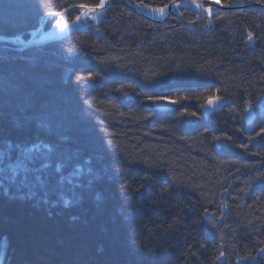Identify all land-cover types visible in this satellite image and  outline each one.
<instances>
[{
    "label": "trees",
    "instance_id": "trees-1",
    "mask_svg": "<svg viewBox=\"0 0 264 264\" xmlns=\"http://www.w3.org/2000/svg\"><path fill=\"white\" fill-rule=\"evenodd\" d=\"M100 3L0 0V36L28 41ZM208 23L186 6L158 23L109 0L99 21L62 39L0 41V137L35 139L34 121L15 123L46 103L52 132L39 136L98 174L91 187L83 177L79 198L66 193L67 205L39 187L32 198L0 190V264H264V117L243 120L264 97V14L219 11ZM214 97L227 104L205 121ZM158 101L172 109L155 110Z\"/></svg>",
    "mask_w": 264,
    "mask_h": 264
},
{
    "label": "snow or ice",
    "instance_id": "snow-or-ice-1",
    "mask_svg": "<svg viewBox=\"0 0 264 264\" xmlns=\"http://www.w3.org/2000/svg\"><path fill=\"white\" fill-rule=\"evenodd\" d=\"M104 6V0H101V3L96 7L102 9ZM197 6L202 7L200 4ZM39 7L42 9L44 5L40 4ZM157 11L163 13V9H157ZM84 14L82 13V15ZM43 15L55 18L56 15L61 14L44 12ZM76 19L79 20L80 16H77ZM63 24L62 19L56 20L57 27ZM249 38H251V33H249ZM84 79H93V74L88 73ZM219 99L220 97L209 98L208 104H212L214 100ZM32 106L30 103L29 107ZM46 108L47 104L45 103L41 106L40 111L25 115L23 121L18 119L15 123L17 128H21L30 126L34 121L38 130L35 139L26 138L23 141L14 142L11 139L0 137V190L8 194L11 187H15L17 194L32 198L36 195L35 189L39 187L40 191L44 193L43 200L47 201L50 193H56L64 199V203L67 205L70 200L65 194H70L73 198H79L81 193L78 189L85 186L83 177L85 175L89 177L87 186L91 187L94 180L98 178V174H94L90 158L80 160L77 153L69 154L66 149L61 150L58 144L39 136V132L45 134H51L52 132L49 117L43 111ZM190 115L194 116L196 113ZM261 132H264V129H261ZM214 139L219 140L221 137H215ZM224 139L230 140L231 137H224ZM53 178L55 179L54 183ZM224 256L225 253L221 251L216 259L220 260Z\"/></svg>",
    "mask_w": 264,
    "mask_h": 264
},
{
    "label": "water",
    "instance_id": "water-1",
    "mask_svg": "<svg viewBox=\"0 0 264 264\" xmlns=\"http://www.w3.org/2000/svg\"><path fill=\"white\" fill-rule=\"evenodd\" d=\"M193 3H201V4H207V5H213L214 6V9L213 11L211 12V14L217 12V11H230V10H236V9H247V10H261V11H264V6H258V5H250V4H246V5H243V4H230L228 6H221L219 4H217L216 2H214L213 0L212 1H209V0H189ZM128 2L135 7V3L133 2V0H128ZM104 4L105 6L100 9V8H96V9H99L101 11V13L97 16V17H92V16H88V17H82L80 15V19L77 20L75 19L74 21H72L71 23H68L66 26H64L62 29L60 30H54L52 32H48V33H45L44 35L40 36L38 39H36L35 41H31V42H27V41H17V40H13L9 37H6V36H0V41L2 42H6V43H9V44H13V45H16V46H20V47H30V46H36L38 44H42V43H45V42H49L51 40H59V39H62L66 36H68L70 33H72L74 30H82L84 27L82 26H79L78 23H80L81 20H86V19H89V20H96V19H101L102 15L104 14V12L106 11L108 5H109V0H105L104 1ZM95 9V10H96ZM137 12L151 20V21H154V22H158V23H163L165 22V20L167 19V17L169 16V14L171 13V4L167 7V10H166V14L163 18L161 19H157V18H154L152 16H150L148 14V12H146L145 10L143 9H136ZM90 9L88 8H85L83 10L82 13H85V12H89ZM226 101H220V100H214V102L212 104H208V101L206 102V107L207 109H211L213 111L219 109V108H223L225 105H226ZM155 106V109L159 110V111H166V110H169L171 109V106L165 104V103H156L154 104ZM252 120V116L251 117H247L246 118V122L247 124L250 123V121ZM249 122V123H248Z\"/></svg>",
    "mask_w": 264,
    "mask_h": 264
},
{
    "label": "bare ground",
    "instance_id": "bare-ground-1",
    "mask_svg": "<svg viewBox=\"0 0 264 264\" xmlns=\"http://www.w3.org/2000/svg\"><path fill=\"white\" fill-rule=\"evenodd\" d=\"M126 1H128V0H126ZM184 1H189V0H174V1H172L171 3H169L168 5H167V7L171 4V10H174L176 7H178V6H182L181 4H182V2H184ZM210 1V0H209ZM214 1H216V3L217 4H219V5H221V6H228V5H230V4H222L219 0H214ZM134 2V1H133ZM198 4H200V3H198ZM135 5V7L133 6V9L137 12V10L136 9H143V10H145L146 12H148V14L150 15V16H152L153 14L151 13V12H149V10H157V9H152V8H146V7H141V6H139L138 4H134ZM250 5H258V6H264V4H261V3H250ZM167 7H165V8H162L163 9V11H165V10H167ZM214 9V8H213ZM213 9L207 14V15H205V17L209 20V23H208V26L210 25V21H211V18L213 17V15L215 14V13H217V12H219V11H217V12H215V13H213V14H211V12L213 11ZM83 11V10H82ZM251 11H258V12H260L261 13V10H251ZM82 13V12H81ZM138 13V12H137ZM139 14V13H138ZM81 15V14H80ZM79 15V16H80ZM153 17V16H152ZM76 19V18H75ZM74 19V20H75ZM73 20V21H74ZM68 24V23H67ZM79 26L81 25V23H79L78 24ZM207 29V28H206ZM46 33V32H45ZM45 33H41V34H39L38 36H35L34 37V33H33V37L30 39V40H28L27 42H31V41H35L36 39H38L40 36H42V35H44ZM97 35H99V33H97ZM52 41V40H51ZM50 42V41H49ZM45 43H47V42H45ZM43 44V43H42ZM38 45H40V44H38ZM38 45H36V46H38ZM31 47V46H30ZM25 48H27V47H25ZM156 103H165V104H167V105H169V106H171L172 107V105L171 104H169L167 101H158V102H155V103H153V108L155 109V106H154V104H156ZM205 105H206V102H205ZM203 106V109H202V112H203V119L205 120V121H209L210 122V116H212V115H214L215 114V111H213V110H209V109H207V108H205L206 106ZM155 110H157V109H155ZM157 111H159V110H157ZM166 111H168V110H166ZM160 112H164V111H160ZM252 116V120L250 121V123L249 124H247V122H246V118L247 117H251ZM188 117H192V116H187V118ZM257 117H264V97L263 98H261V99H258L256 102H255V104H253V105H249V104H247L246 106H245V111H244V114H243V120H244V123L246 124V125H252V124H254V121L256 120V118ZM189 123H193V124H196L197 122H196V120H192V122H189ZM259 133V134H258ZM260 135H261V132H260V130H257L256 132H255V134H254V136L257 138H260ZM231 185H232V183H231ZM219 205L220 206H222V207H224V204L222 203V202H220L219 203ZM221 212V216H224V215H226V217H228L231 213H230V211H228V210H225L224 208L220 211ZM211 215H212V218L213 217H215V215H216V213H214V212H209ZM230 213V214H229ZM229 214V215H228ZM218 218V217H217ZM219 218H222V217H219ZM226 219V218H225ZM228 221H231V216H229V218H228ZM259 258H260V256H259ZM256 259H258V258H256ZM256 263H258V261H256V260H252L251 262H250V264H256Z\"/></svg>",
    "mask_w": 264,
    "mask_h": 264
},
{
    "label": "rangeland",
    "instance_id": "rangeland-1",
    "mask_svg": "<svg viewBox=\"0 0 264 264\" xmlns=\"http://www.w3.org/2000/svg\"><path fill=\"white\" fill-rule=\"evenodd\" d=\"M210 1H212V0H210ZM214 2H216V1H214ZM181 5L182 6H186V7H190V8H193V9H196L198 12H201V13H203L205 15H207L214 8L213 5H207V4H201V3H200V5H202V7H198L197 6L198 3H193L191 1H184V2H182ZM149 12H151L153 14L152 16L154 18H157V19H161L165 15V11H163V13H161V12H159L157 10H149ZM100 13H101V11L99 9H96V10L91 9L89 12H85V14L84 15H81V16L82 17H88V16L97 17ZM63 21H64V24L63 25H61L60 27L55 26L52 31H54V30H60L64 26H66L67 25V22L65 20H63ZM97 21H98L97 19L96 20H89V19L81 20L80 21V23H81L80 26L87 28L90 25H92L91 22H97ZM195 119H196L195 117H191L190 119H187V120L189 122H192V120L194 121Z\"/></svg>",
    "mask_w": 264,
    "mask_h": 264
}]
</instances>
